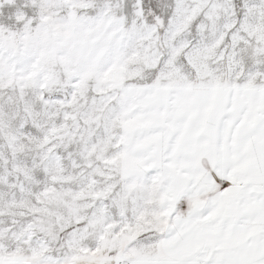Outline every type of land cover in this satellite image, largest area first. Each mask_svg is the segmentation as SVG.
Listing matches in <instances>:
<instances>
[{"label":"snow or ice","instance_id":"1","mask_svg":"<svg viewBox=\"0 0 264 264\" xmlns=\"http://www.w3.org/2000/svg\"><path fill=\"white\" fill-rule=\"evenodd\" d=\"M0 264H264V0H0Z\"/></svg>","mask_w":264,"mask_h":264}]
</instances>
